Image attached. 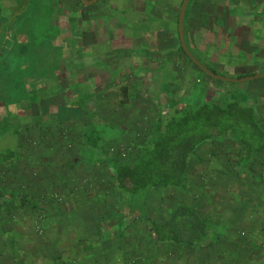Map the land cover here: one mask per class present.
<instances>
[{"label": "rangeland", "instance_id": "obj_1", "mask_svg": "<svg viewBox=\"0 0 264 264\" xmlns=\"http://www.w3.org/2000/svg\"><path fill=\"white\" fill-rule=\"evenodd\" d=\"M220 1L201 0L205 6L201 5L197 17L202 20L207 8L218 22L217 29L222 20L226 24L221 27L223 40H236L232 37L237 35L233 33L235 15L264 20V0L259 4L257 0H229L226 7ZM11 3L14 9L20 8L18 13L11 15ZM2 4L0 0V119L7 117L0 121V158H10L12 150L14 159L0 161V186L18 193L13 200L26 195L28 201L20 206L8 200L0 203V264H264V150L239 174V144H201L191 159L188 185L154 189L146 213L160 221L177 203H188L208 217L209 230L218 231V236L192 248L153 244L146 235L145 219L138 217L122 225L113 218L124 198L102 162L108 158L126 160L140 151L152 125L149 114L116 105L111 82L123 76L111 73L107 59H100L98 73L91 66L78 74L70 68L67 73L59 72V65H66L58 57L64 42L56 43L60 36L58 0ZM231 5L236 6L235 11L226 10ZM11 22L13 34L6 30ZM259 28L264 46V26ZM227 33L232 36L227 38ZM179 47L173 60L182 63L184 78L195 85L193 81L202 72ZM93 48L108 49V43ZM259 52L264 55L262 47ZM259 69L264 70V60ZM221 82L189 102H224L245 94L244 89L228 82H224L225 90L219 86ZM27 101L36 105H25ZM13 110L30 111L31 119L22 122L21 117L19 124L13 122ZM258 115L264 127V106ZM88 119L102 125L105 140L99 148L79 155L83 123ZM6 126L18 130V139L7 133L11 129ZM30 131L35 136H29ZM103 229H110L109 235L101 232Z\"/></svg>", "mask_w": 264, "mask_h": 264}, {"label": "crops", "instance_id": "obj_2", "mask_svg": "<svg viewBox=\"0 0 264 264\" xmlns=\"http://www.w3.org/2000/svg\"><path fill=\"white\" fill-rule=\"evenodd\" d=\"M11 1L2 0V5L6 6ZM18 1L23 2L24 0ZM180 1L94 0L84 2L81 0H58V8L61 12L57 21L60 39L58 38L56 43L60 41L61 44L62 42L64 44L63 50L57 56L66 62V64L64 62L66 67L59 65L60 69H57L62 74L64 71L67 73L70 68L73 73L78 74L83 72V67L91 66V69H96V73H98L99 67H101L100 59H107L106 62L111 73L123 76L122 80L113 78L114 80L111 82L115 85L112 98H115L116 105L123 104L127 110L131 106L139 109V111H143V115L149 114L150 122H153L158 111H163L170 103L176 100L178 104L183 101L187 102L188 98L202 94V90L207 91L214 83L218 85V80L223 81L219 85L223 89L227 87L225 85L227 82L244 89L243 97L236 99L254 105L260 114L261 107L264 106L263 77L228 81L209 78L200 73L193 81L195 85H191L188 78H184L185 71H181L182 63L179 64L173 60L179 53L177 46L180 45L177 31ZM228 2L229 0H221L220 4L226 7ZM209 3L213 5L211 2ZM12 4L8 7L12 10L11 15L18 13L20 9H14ZM256 4H259V0ZM201 5L205 6L201 0H188L183 20L185 42L193 55L216 72H225L231 77H244L264 71L259 69L260 61L264 60V55L259 52L261 47L264 49V46H261L259 27L264 26V20L261 21L259 17H244V14L243 16L235 15L233 33L235 32L237 35L230 34L236 38L235 41H231L230 46L229 39L228 41L222 39L221 32L224 31L221 27L226 25L221 23L222 20L219 24L220 29H217L215 26L218 25V22L213 21L212 16H209L207 8L203 9L202 20L197 17L201 14L199 13ZM230 9L235 11L236 6L231 5L226 10L231 11ZM241 12L243 13L244 9L241 8ZM229 20L225 19L227 22ZM13 22L6 27L9 34H13ZM1 26L0 14V35ZM244 26L248 28H240ZM218 30H220V35ZM228 34L225 35L227 38L230 36ZM100 42L108 43V49L93 48L94 44H100ZM85 60L86 63H84ZM68 64L69 67H67ZM217 66H220V69ZM122 84L127 86L128 91V100L125 103L119 101L118 95L119 86ZM79 96L77 95V97ZM1 102L3 105L6 104L4 101ZM25 105L32 107L36 103L27 101ZM13 113L12 121L18 124L21 117L22 122L31 119L30 111L29 113H20L13 110ZM6 128L11 129V132L9 130L7 133H11L12 138L18 139L17 129L11 126H6ZM29 136L35 135L30 131ZM16 146L17 144L14 148ZM78 149L80 155L82 153L81 144ZM13 155L14 153H11V158L8 160L0 158V161H5V163L13 161ZM188 177L189 173L187 172L186 185H188Z\"/></svg>", "mask_w": 264, "mask_h": 264}, {"label": "trees", "instance_id": "obj_3", "mask_svg": "<svg viewBox=\"0 0 264 264\" xmlns=\"http://www.w3.org/2000/svg\"><path fill=\"white\" fill-rule=\"evenodd\" d=\"M179 48L183 51L181 45ZM118 95L121 103L128 100L125 84L119 86ZM189 99L181 104L176 100L163 111H158L136 155L126 160L108 158L102 161L115 188L124 198L119 201L120 207L113 213V218L125 225L138 217L145 219L146 235L150 242L157 245L192 248L212 242V238L218 236V231L211 233L209 230L211 223L208 217L188 203H177L168 217L160 221L152 219L146 213V203L154 189L167 186L181 189L186 185L192 156L201 144L204 142L239 144L242 152L238 162L239 174L247 171L254 157L264 150V127L254 105L236 98L224 102L220 99H203L197 103L189 102ZM94 122L93 119H88L83 123L81 133L83 155L90 149L102 146L105 140L102 125ZM11 153L13 151L9 150L10 158ZM17 194L0 186V203H6L8 200L7 202L20 206L28 201L26 195L20 194L17 200H13ZM9 195L12 196L10 200L5 198ZM104 230L101 232L105 233ZM109 233L110 229L105 234Z\"/></svg>", "mask_w": 264, "mask_h": 264}, {"label": "water", "instance_id": "obj_4", "mask_svg": "<svg viewBox=\"0 0 264 264\" xmlns=\"http://www.w3.org/2000/svg\"><path fill=\"white\" fill-rule=\"evenodd\" d=\"M84 2H91L94 0H81ZM188 0H182L179 6V11H178V16H177V31H178V38H179V42L180 45L183 49V51L186 53V55L190 58V60L202 71L204 72L206 75H208L209 77L215 78V79H221V80H228V81H241V80H245V79H253V78H260V77H264V72H260V73H256V74H252V75H248V76H244V77H227V76H223L220 75L214 71H212L211 69H209L206 65H204L199 59H197L193 53L189 50L186 42H185V38H184V34H183V20H184V14H185V9H186V5H187Z\"/></svg>", "mask_w": 264, "mask_h": 264}, {"label": "bare ground", "instance_id": "obj_5", "mask_svg": "<svg viewBox=\"0 0 264 264\" xmlns=\"http://www.w3.org/2000/svg\"><path fill=\"white\" fill-rule=\"evenodd\" d=\"M69 217V216H68ZM72 217V216H71ZM69 227V226H68Z\"/></svg>", "mask_w": 264, "mask_h": 264}]
</instances>
